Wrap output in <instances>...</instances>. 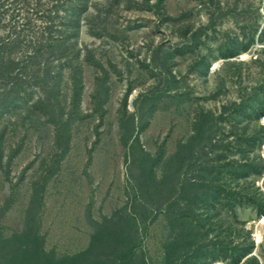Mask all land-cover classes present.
Instances as JSON below:
<instances>
[{"label": "rangeland", "instance_id": "374dc122", "mask_svg": "<svg viewBox=\"0 0 264 264\" xmlns=\"http://www.w3.org/2000/svg\"><path fill=\"white\" fill-rule=\"evenodd\" d=\"M263 207L264 0H0V264H264Z\"/></svg>", "mask_w": 264, "mask_h": 264}, {"label": "trees", "instance_id": "16d2710c", "mask_svg": "<svg viewBox=\"0 0 264 264\" xmlns=\"http://www.w3.org/2000/svg\"><path fill=\"white\" fill-rule=\"evenodd\" d=\"M262 214H264V207H263V211L261 212ZM115 233H116V230H112V231H105L104 233H100L99 235V239H102L103 240V247H107L109 244H111V241L115 238ZM116 239V238H115ZM114 239V240H115ZM250 253V250L247 251L245 254L239 256V258L237 259H234V264H238L241 262V260L246 257L248 254ZM88 254V253H87Z\"/></svg>", "mask_w": 264, "mask_h": 264}]
</instances>
